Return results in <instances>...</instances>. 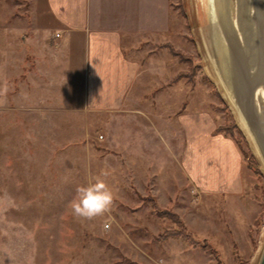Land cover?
<instances>
[{
	"label": "rangeland",
	"instance_id": "obj_1",
	"mask_svg": "<svg viewBox=\"0 0 264 264\" xmlns=\"http://www.w3.org/2000/svg\"><path fill=\"white\" fill-rule=\"evenodd\" d=\"M164 6L161 32L125 41L141 64L121 104L95 111L84 105L85 51L61 44L44 0H0V264H257L264 160L214 74L195 0ZM190 69L192 82L172 79ZM190 108L239 150L237 191L201 193L181 168L178 114ZM97 177L115 193L111 210L75 217L76 189Z\"/></svg>",
	"mask_w": 264,
	"mask_h": 264
},
{
	"label": "crops",
	"instance_id": "obj_2",
	"mask_svg": "<svg viewBox=\"0 0 264 264\" xmlns=\"http://www.w3.org/2000/svg\"><path fill=\"white\" fill-rule=\"evenodd\" d=\"M44 2L59 31L67 35L61 44L85 51V107L103 111L119 106L141 64L125 53V41L136 48L146 40L145 33L161 32V0ZM178 119L184 125L180 166L192 185L206 194L237 191L241 155L230 137L217 131L206 110L186 109Z\"/></svg>",
	"mask_w": 264,
	"mask_h": 264
},
{
	"label": "water",
	"instance_id": "obj_3",
	"mask_svg": "<svg viewBox=\"0 0 264 264\" xmlns=\"http://www.w3.org/2000/svg\"><path fill=\"white\" fill-rule=\"evenodd\" d=\"M216 19L219 23L223 51L219 54L217 64L221 75L228 87V91L237 109L241 113L256 146L264 160V42L260 51H243L237 44L231 49L226 42L228 37L233 41L241 37V32L231 25V0H219ZM234 6V5H233ZM244 14L240 15L241 9ZM247 10L250 16H247ZM238 17L236 25L243 20L252 21L254 17L262 18V32L264 34V0H236L235 14ZM226 25H229L227 29ZM239 35V37H238ZM259 48V47H258ZM220 59V60H219ZM257 264H264V245Z\"/></svg>",
	"mask_w": 264,
	"mask_h": 264
},
{
	"label": "bare ground",
	"instance_id": "obj_4",
	"mask_svg": "<svg viewBox=\"0 0 264 264\" xmlns=\"http://www.w3.org/2000/svg\"><path fill=\"white\" fill-rule=\"evenodd\" d=\"M208 4V6H207ZM217 5L219 6V0H205L203 1V4L200 3V0H195V8H196V23H198L199 29H200V33L201 36L203 38V42L205 45V49L208 53V51H210V47L208 44V36L211 37V44L213 46L214 51H216L218 53L217 57H220L219 54H221V51H223V47H222V38L220 36V30L218 27V22L216 20V15H217ZM240 15H246V13L244 14V9L242 7L241 11H240ZM247 16H250V12L249 10H247ZM250 21V19H249ZM209 58V61L214 74H216L221 86L223 87V89L225 90L227 96L229 97V99L231 100L232 104L233 100L232 97L228 91V87L221 75L220 72V68L219 65L217 64V58H215V61L212 58V55L210 54L207 56ZM220 60V59H219ZM214 63V64H213ZM234 106V105H233ZM234 112H235V116L237 119V122L239 124V126L241 127V129L246 133V134H250L249 133V129L241 115V113L239 112V110L237 109V107H233ZM257 151L258 148H257Z\"/></svg>",
	"mask_w": 264,
	"mask_h": 264
},
{
	"label": "clouds",
	"instance_id": "obj_5",
	"mask_svg": "<svg viewBox=\"0 0 264 264\" xmlns=\"http://www.w3.org/2000/svg\"><path fill=\"white\" fill-rule=\"evenodd\" d=\"M109 173L103 171L101 176L107 177ZM115 202V193L105 179L97 177L94 183L80 186L70 203L75 217L94 220L108 213Z\"/></svg>",
	"mask_w": 264,
	"mask_h": 264
},
{
	"label": "flooded vegetation",
	"instance_id": "obj_6",
	"mask_svg": "<svg viewBox=\"0 0 264 264\" xmlns=\"http://www.w3.org/2000/svg\"><path fill=\"white\" fill-rule=\"evenodd\" d=\"M231 5L233 7V11L231 10V13L235 14V5L236 0H231ZM234 5V6H233ZM231 15V25L230 28L232 29H238L242 34L239 40L236 38L233 41L231 38L228 37V40L226 42L230 45L231 49H235L236 45L238 44L243 51H260V47L264 42V34L261 33L263 26H262V18L260 17H254L252 21L249 20H243L242 22H239L237 25L234 23L238 21V17L235 15ZM217 20V19H216ZM218 22V21H217ZM219 27V23H218ZM227 29H229V25H226ZM221 29V27H219ZM239 37V35H238ZM259 47V48H258Z\"/></svg>",
	"mask_w": 264,
	"mask_h": 264
},
{
	"label": "trees",
	"instance_id": "obj_7",
	"mask_svg": "<svg viewBox=\"0 0 264 264\" xmlns=\"http://www.w3.org/2000/svg\"><path fill=\"white\" fill-rule=\"evenodd\" d=\"M165 46L168 51L173 54L178 56L179 58H188L187 55L183 54L180 50L174 48L172 46V44H170L169 42H160L158 43V46ZM193 71L190 69V71H178L174 77H172L173 80H177L182 76H186V78H188L191 82L193 81ZM179 227L177 228L176 234H182L183 233V228H185L183 225H181V223L178 224ZM183 235H185L187 237V235H190V239H191V234H189V232L187 231L186 233H183Z\"/></svg>",
	"mask_w": 264,
	"mask_h": 264
},
{
	"label": "built area",
	"instance_id": "obj_8",
	"mask_svg": "<svg viewBox=\"0 0 264 264\" xmlns=\"http://www.w3.org/2000/svg\"><path fill=\"white\" fill-rule=\"evenodd\" d=\"M58 33H56V35H57Z\"/></svg>",
	"mask_w": 264,
	"mask_h": 264
}]
</instances>
